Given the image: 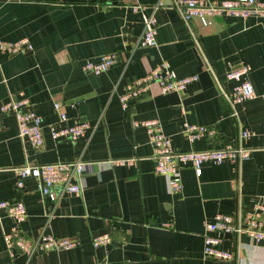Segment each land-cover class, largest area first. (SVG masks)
<instances>
[{"label":"crops","instance_id":"crops-1","mask_svg":"<svg viewBox=\"0 0 264 264\" xmlns=\"http://www.w3.org/2000/svg\"><path fill=\"white\" fill-rule=\"evenodd\" d=\"M172 2L0 0V40L31 46L25 53L0 50V105L10 96L28 99L42 117L44 137V147L35 150L20 138L15 117L0 114V201L24 202L21 230L29 238L50 233L79 241L72 249L31 255L10 250L4 233L13 222L0 211V264H264V243L245 233L224 236L221 248L233 253L230 261L203 253L205 223L217 213L239 217L264 202V17L184 23ZM159 3L153 12L156 45L143 46V15ZM134 5L142 8L135 11ZM107 55L115 62L94 70ZM161 63L177 76L198 77L184 93H164L152 84L122 109L119 96L126 85ZM242 64L250 67L246 76L256 96L233 103L234 83L226 72ZM55 101L69 122L88 121L83 136L73 142L51 138ZM132 120L158 121L179 150L230 144L251 153L247 159L205 162L200 175L183 166L182 188L172 193L167 178L154 173L146 127ZM186 123L211 125L215 133L190 141ZM244 130L250 132L246 138ZM75 158L84 161L80 194L61 191L52 202L33 177L16 188L14 167ZM118 159L134 161L114 163ZM103 233H110L111 242L93 247L92 239Z\"/></svg>","mask_w":264,"mask_h":264},{"label":"built area","instance_id":"built-area-1","mask_svg":"<svg viewBox=\"0 0 264 264\" xmlns=\"http://www.w3.org/2000/svg\"><path fill=\"white\" fill-rule=\"evenodd\" d=\"M161 4L153 6L149 15H143L144 31L142 36L143 46L156 45V20L153 12ZM172 9L178 12L184 23L192 19H199L203 25L211 19L221 16L231 17H264V0H173ZM134 10H140L141 5H134ZM31 46L25 41L7 42L0 40V50L9 53H25ZM115 62L113 55L103 58L100 65L93 67L94 70L106 68ZM91 67V65H89ZM250 67L242 64L231 67L226 72V78L233 81L230 98L233 103H242L253 99L256 95L252 83L247 78ZM197 74L177 76L165 63L152 68L148 73L135 78L126 85L124 92L119 96L122 109L127 110L129 103L135 99L142 98L152 84L158 85L164 93H184L187 86L197 79ZM54 109L58 113L56 122L48 124L51 138L55 142L75 141L83 136L89 128V123L84 118L69 122L66 113L62 110L58 101L54 102ZM0 114H10L15 117L18 134L23 141L28 142L35 150L44 147L42 117L35 111L33 105L25 97H14L0 105ZM132 125H143L146 127L148 141L153 145L152 158L155 162L154 173L167 178L169 191L179 192L182 188L180 170L183 166L190 165L197 175L201 173V166L205 162L220 164L224 161H236L247 159L251 149L242 146L223 145L218 148H207L204 150H179L176 149L171 138L166 135L161 125L156 120H132ZM188 139L193 141L201 136H211L215 129L206 124H185ZM249 131H242V138L248 137ZM134 159H118L114 163H130ZM16 174V188L23 186L28 177L35 178L39 183V191L42 196L50 201H56L59 192L80 194L82 192L81 180L84 173V161L79 158L73 160H57L50 163H25L13 168ZM0 211H5L13 222L9 232L4 233V240L8 249L18 247L28 255L36 251H48L51 249L68 250L79 245L75 238L56 236L41 233L36 238H29L22 230L21 224L27 218V209L22 200L9 202L0 201ZM264 202L256 204L255 210L246 212L237 217L234 214L217 213L211 222L205 223L203 233L206 257L230 261L233 253L222 249L221 243L227 234L245 233L255 242L264 243ZM169 227L170 224L162 223ZM110 233L97 235L92 239L93 247L109 244ZM86 264H107L105 262H92Z\"/></svg>","mask_w":264,"mask_h":264},{"label":"water","instance_id":"water-1","mask_svg":"<svg viewBox=\"0 0 264 264\" xmlns=\"http://www.w3.org/2000/svg\"><path fill=\"white\" fill-rule=\"evenodd\" d=\"M81 98H83V97H78L77 99H75V101H76V100H79V99H81Z\"/></svg>","mask_w":264,"mask_h":264}]
</instances>
